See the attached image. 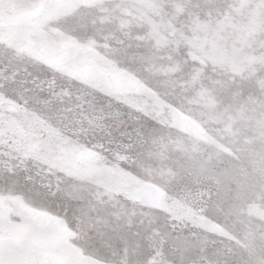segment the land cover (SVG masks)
<instances>
[{"label":"rangeland","instance_id":"obj_1","mask_svg":"<svg viewBox=\"0 0 264 264\" xmlns=\"http://www.w3.org/2000/svg\"><path fill=\"white\" fill-rule=\"evenodd\" d=\"M0 264H264V0H0Z\"/></svg>","mask_w":264,"mask_h":264}]
</instances>
